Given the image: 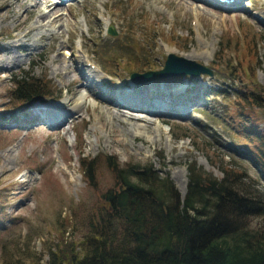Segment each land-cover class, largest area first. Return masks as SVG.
Segmentation results:
<instances>
[{"label": "rangeland", "instance_id": "1", "mask_svg": "<svg viewBox=\"0 0 264 264\" xmlns=\"http://www.w3.org/2000/svg\"><path fill=\"white\" fill-rule=\"evenodd\" d=\"M240 1L0 0V110L14 106L15 72L44 79L49 92L0 128V203L8 219L0 264L47 263L64 226L75 241L89 232L87 213L113 181L104 153L120 164L151 163L181 197L189 162L216 176L225 164L241 170L239 188L264 201V174L227 121L236 69L247 73L248 61L264 84V0ZM252 37L253 61L246 53ZM122 48L148 63L131 67L119 58L127 54ZM171 52L190 55L213 74L131 81V71L160 69ZM82 88L86 94L75 100ZM131 102L143 109L126 106ZM256 116L262 127L264 111ZM80 152L97 156L95 188L81 177ZM250 225L263 231L264 216Z\"/></svg>", "mask_w": 264, "mask_h": 264}, {"label": "trees", "instance_id": "2", "mask_svg": "<svg viewBox=\"0 0 264 264\" xmlns=\"http://www.w3.org/2000/svg\"><path fill=\"white\" fill-rule=\"evenodd\" d=\"M252 41L253 37L247 40L246 53L253 61ZM221 46L225 49L223 42ZM122 50L127 54L119 58L131 67L148 63ZM246 63L247 73L243 67L236 69L238 88L227 121L245 157L264 174V125L260 127L256 116L257 110L264 111V84L253 78L252 65ZM46 84L27 72H15L9 95L14 106L0 110V128L15 121L29 104L44 102L49 95ZM96 158L83 152L78 156L81 177L92 188L97 186ZM105 165L113 181L87 213L89 232L75 241L64 226L48 248L47 263L9 264H264V230L250 225L253 216H264V201L239 188L240 169L223 164L222 175L216 176L191 161L181 197L169 176L151 163L120 164L116 154L104 153ZM5 218L0 203V231L8 222Z\"/></svg>", "mask_w": 264, "mask_h": 264}, {"label": "water", "instance_id": "3", "mask_svg": "<svg viewBox=\"0 0 264 264\" xmlns=\"http://www.w3.org/2000/svg\"><path fill=\"white\" fill-rule=\"evenodd\" d=\"M108 32L115 34L112 26L108 28ZM203 73L211 75L212 71L206 65L184 56L175 55L171 52L167 54L162 68L158 70H147L144 72H132L130 78L136 83H144L160 77L200 75Z\"/></svg>", "mask_w": 264, "mask_h": 264}, {"label": "bare ground", "instance_id": "4", "mask_svg": "<svg viewBox=\"0 0 264 264\" xmlns=\"http://www.w3.org/2000/svg\"><path fill=\"white\" fill-rule=\"evenodd\" d=\"M207 2H211V3H214V4H216V0H206ZM20 47L21 46H23V45H19ZM186 56V58H188V57H191L190 55H188V54H186L185 55ZM86 94V91H85V88H82L81 89V91H78L77 92V94H76V97L74 98L75 100H79V99H81L84 95ZM159 95L160 96H164L162 93H159ZM84 99V98H83ZM137 103V102H136ZM136 103H134V104H130V105H126V106H128V107H130V108H136V110H141V109H143V107H141V106H139L138 104H136ZM139 107L141 108V109H139ZM64 127H65V132H64V134H67L68 133V128H67V126H65L64 125ZM185 179V178H184ZM184 191V189L182 190V192Z\"/></svg>", "mask_w": 264, "mask_h": 264}]
</instances>
